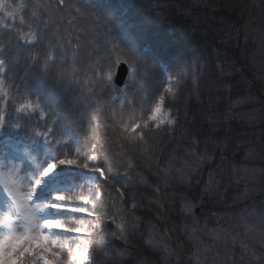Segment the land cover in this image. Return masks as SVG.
<instances>
[{
    "label": "trees",
    "instance_id": "obj_1",
    "mask_svg": "<svg viewBox=\"0 0 264 264\" xmlns=\"http://www.w3.org/2000/svg\"><path fill=\"white\" fill-rule=\"evenodd\" d=\"M263 1L99 0L97 9L93 0H64L62 5L58 0H7L25 4V30L40 19L47 21L49 31L39 52L20 48L9 63L4 73L9 98L8 81L20 86L26 80L60 117L49 122L53 145H71L69 155L77 159L85 153L96 156L97 166L109 177L97 186L106 202L103 209L97 205V214L88 217L95 228L83 233L89 244L85 264L254 263L243 262L240 246H226L215 234H226L230 242L231 232L242 230L244 217L264 206ZM59 8L67 16L52 13ZM116 30L148 54L145 65L153 63L148 56L160 61L158 68L141 71L122 89L115 85L118 68L111 82L94 85L88 64L73 57V50L79 52L77 36H88L100 52ZM7 31L0 28V45L16 52ZM69 39L73 43L64 49L68 63L43 75L40 52H55ZM162 68L169 71L170 81ZM161 89H167L165 107L172 108L173 126L153 128L141 142L132 139L139 130L124 132L109 119L117 102L153 96ZM21 143L0 138V164L6 153L15 157L12 162L31 168L15 152ZM101 145L103 153L97 151ZM246 166L260 172L257 181L242 180ZM74 249L71 241L62 250L57 244L60 260L66 262ZM37 264L43 261L37 259Z\"/></svg>",
    "mask_w": 264,
    "mask_h": 264
},
{
    "label": "snow or ice",
    "instance_id": "obj_2",
    "mask_svg": "<svg viewBox=\"0 0 264 264\" xmlns=\"http://www.w3.org/2000/svg\"><path fill=\"white\" fill-rule=\"evenodd\" d=\"M58 3L62 5L64 0H58ZM93 3L97 9L100 8L99 0H93ZM25 7L24 3L13 4L0 0V28L7 29L10 43L14 38L17 45L16 52L0 45V138L25 142L20 147L24 158L32 164L31 168L22 167L12 162L15 157H8L6 153L4 162L0 164V193L5 197V207L0 210V264H37V259L43 264H85L89 244L87 240L80 243L79 234L86 233L89 226L95 228L88 217L97 214V205L103 209L106 202L100 199L101 193L97 191V186L102 183V179L109 180V177L102 167L97 166L96 156L85 153L81 159H77L69 155L73 151L71 145L64 143L59 148L53 145L48 139L51 132L49 122L55 124L60 117L49 108L48 99L41 92L31 89L26 80L20 86L8 81L7 87L12 88L13 93V98H9L5 87L7 77L4 76L9 63L18 56L20 48L29 53L32 50L39 52L43 38L49 37L46 20L37 19L25 30ZM51 11L67 16L64 8ZM76 11L79 12V9ZM31 15H37L34 8ZM78 22L85 21L78 18ZM72 27L73 21L68 19L67 30L71 31ZM109 34L115 38L100 52L95 50L96 46L90 43L86 35L77 36L74 41L79 48L78 53L73 50V57H79L75 62L88 64V70L93 73L89 79L93 80L94 85L111 82L113 71L121 63L126 66L124 78L118 82L121 87H128L126 82L135 80L141 71L160 66V61L152 56H148V59L153 63L145 65L144 57L148 54L141 53L119 30ZM72 43L69 39L55 52L51 48L40 52L43 63L39 70L43 75H47L57 65L63 67L68 63L64 49ZM32 59L34 62L36 58ZM101 71L103 76L99 74ZM161 72L171 80L166 68H162ZM165 92L167 89H161L153 96L117 102L110 109L109 119L119 122L124 132L131 129L137 133L139 130L132 139L143 142L153 128L176 122L175 119H169L172 108L165 107L169 103ZM58 130L71 135L67 129ZM97 151L103 153V145ZM88 161H91V167ZM99 163L103 164V159ZM69 184L71 187L64 186ZM120 195L122 197L123 193ZM69 241L75 245L76 252L74 255L69 253V258L64 262L60 260V250ZM57 244L60 250H57Z\"/></svg>",
    "mask_w": 264,
    "mask_h": 264
},
{
    "label": "rangeland",
    "instance_id": "obj_3",
    "mask_svg": "<svg viewBox=\"0 0 264 264\" xmlns=\"http://www.w3.org/2000/svg\"><path fill=\"white\" fill-rule=\"evenodd\" d=\"M264 2V1H263ZM169 119H173L172 116L169 117ZM168 125L166 123L161 124L160 127L164 126H173ZM15 152L19 153L22 157L23 162H29V160L24 158L23 151L19 148H15ZM250 158H255L254 156L249 155ZM2 164V163H1ZM241 175L243 177V181H248L249 183H252L254 181H257L258 178H260L261 174L258 170L252 168V167H243ZM4 195L0 193V210H2L4 205ZM242 230L239 233L231 232V241L228 242L225 239L226 234H215L217 236V240L220 242H223L226 246H240L244 256L240 257L243 262L245 263H264V206H262L259 209L253 210L249 212L244 219L242 220ZM15 227V225L13 226ZM83 232L79 234L81 243H83L85 240L83 239ZM228 236V235H227ZM83 250V249H81ZM76 252V249H74V254ZM89 252V248H88ZM88 260V255L86 257V261ZM85 261V262H86Z\"/></svg>",
    "mask_w": 264,
    "mask_h": 264
},
{
    "label": "water",
    "instance_id": "obj_4",
    "mask_svg": "<svg viewBox=\"0 0 264 264\" xmlns=\"http://www.w3.org/2000/svg\"><path fill=\"white\" fill-rule=\"evenodd\" d=\"M125 65L122 63L119 67H118V71H117V74H116V77H115V84L116 86H118L119 88H123L119 85V81L121 79L124 78V74H125Z\"/></svg>",
    "mask_w": 264,
    "mask_h": 264
}]
</instances>
